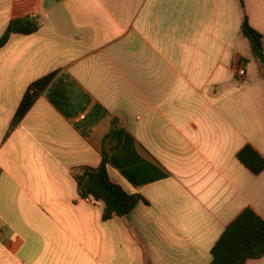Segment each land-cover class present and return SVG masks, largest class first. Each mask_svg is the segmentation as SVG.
I'll list each match as a JSON object with an SVG mask.
<instances>
[{"label":"crops","instance_id":"1","mask_svg":"<svg viewBox=\"0 0 264 264\" xmlns=\"http://www.w3.org/2000/svg\"><path fill=\"white\" fill-rule=\"evenodd\" d=\"M245 16L264 45V0H0V39L13 20L41 23L0 50V264H211L246 209L264 220V171L238 159L246 147L264 159ZM55 74L13 127L30 87ZM60 80L74 86L70 116L49 99ZM114 119L134 146L112 154L127 165L109 164L110 178L144 201L104 221L74 173L102 165Z\"/></svg>","mask_w":264,"mask_h":264},{"label":"trees","instance_id":"2","mask_svg":"<svg viewBox=\"0 0 264 264\" xmlns=\"http://www.w3.org/2000/svg\"><path fill=\"white\" fill-rule=\"evenodd\" d=\"M244 8V0H240ZM41 29V23L36 17L13 20L5 34L0 39V50L16 35L30 36ZM242 35L249 39L255 59L259 62L264 77V45L261 34L253 30L248 19L244 17ZM55 75L49 76L32 85L18 111L13 123L17 126L31 109L38 97L54 82ZM73 84L69 80H60L49 93L51 103L63 114L70 116V96ZM99 110L102 111L101 108ZM113 144L111 151L107 148ZM134 146L133 139L127 134L120 119H114L110 133L106 136L102 151L103 162L98 169L81 168L74 173L79 195L84 200L102 202L105 205L103 220L114 217L127 219L135 208L143 202L139 195H130L122 187L112 182L108 166L113 163L120 169H125L127 162L118 160L121 155L112 157L116 150L126 154ZM239 161L254 175L264 171V159L252 148H244L238 155ZM135 183L134 179H131ZM211 264H246L248 261L264 258V220L252 209H246L223 233L211 252Z\"/></svg>","mask_w":264,"mask_h":264},{"label":"built area","instance_id":"3","mask_svg":"<svg viewBox=\"0 0 264 264\" xmlns=\"http://www.w3.org/2000/svg\"><path fill=\"white\" fill-rule=\"evenodd\" d=\"M246 76V72L245 69L243 67H240L237 71V77L239 80H242L244 77ZM91 202H93L92 200H90ZM94 203V202H93Z\"/></svg>","mask_w":264,"mask_h":264}]
</instances>
